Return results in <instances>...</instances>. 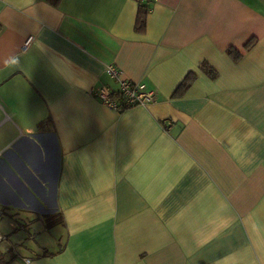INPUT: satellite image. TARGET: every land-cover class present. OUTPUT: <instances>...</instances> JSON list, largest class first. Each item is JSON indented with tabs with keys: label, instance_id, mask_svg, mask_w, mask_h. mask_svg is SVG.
<instances>
[{
	"label": "crops",
	"instance_id": "crops-1",
	"mask_svg": "<svg viewBox=\"0 0 264 264\" xmlns=\"http://www.w3.org/2000/svg\"><path fill=\"white\" fill-rule=\"evenodd\" d=\"M108 66L156 101L89 96ZM0 255L264 264V0H0Z\"/></svg>",
	"mask_w": 264,
	"mask_h": 264
},
{
	"label": "built area",
	"instance_id": "built-area-1",
	"mask_svg": "<svg viewBox=\"0 0 264 264\" xmlns=\"http://www.w3.org/2000/svg\"><path fill=\"white\" fill-rule=\"evenodd\" d=\"M144 1L151 2L153 0ZM106 71L115 79L118 89L115 90L108 86L93 87L89 90L88 95L97 97L115 112L132 108V106H145V104L156 101L155 91L147 88L145 84L124 78L119 69L113 66H108Z\"/></svg>",
	"mask_w": 264,
	"mask_h": 264
},
{
	"label": "trees",
	"instance_id": "trees-1",
	"mask_svg": "<svg viewBox=\"0 0 264 264\" xmlns=\"http://www.w3.org/2000/svg\"><path fill=\"white\" fill-rule=\"evenodd\" d=\"M53 4H58L59 0H48ZM139 12H138V16L136 19V26H135V30L136 31H141L142 29H144L145 27V18H146V14L148 12V8L145 5H139L138 7ZM255 43V40L251 39L248 40L247 43H245L244 48H249L251 47L253 44ZM228 56H230L231 58H233L234 60H238L241 57V52L239 49L231 46L226 50ZM200 69L203 70L206 74H208L210 77L214 78L217 75V72L215 69H213L211 67V65L208 62H202L200 64ZM195 79V75L191 72H189L188 74H186L185 77H183L182 81L179 83V86L175 89V91L173 92V95H180L183 93V91H185L193 82V80ZM56 221H52V223L50 224H54ZM5 261L1 258L0 255V264H3Z\"/></svg>",
	"mask_w": 264,
	"mask_h": 264
},
{
	"label": "rangeland",
	"instance_id": "rangeland-1",
	"mask_svg": "<svg viewBox=\"0 0 264 264\" xmlns=\"http://www.w3.org/2000/svg\"><path fill=\"white\" fill-rule=\"evenodd\" d=\"M19 227V226H18ZM20 248V247H19ZM21 249V248H20ZM22 250V249H21Z\"/></svg>",
	"mask_w": 264,
	"mask_h": 264
}]
</instances>
